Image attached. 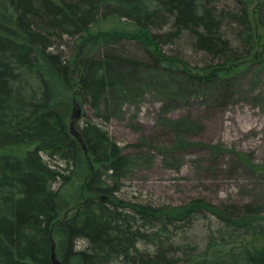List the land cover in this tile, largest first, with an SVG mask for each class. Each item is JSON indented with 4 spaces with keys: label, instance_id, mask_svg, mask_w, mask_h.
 Instances as JSON below:
<instances>
[{
    "label": "trees",
    "instance_id": "16d2710c",
    "mask_svg": "<svg viewBox=\"0 0 264 264\" xmlns=\"http://www.w3.org/2000/svg\"><path fill=\"white\" fill-rule=\"evenodd\" d=\"M253 1L0 0V264H56L52 244L58 264H264L261 207L124 199L128 160L109 131L69 123L122 89L116 62L202 83L264 63Z\"/></svg>",
    "mask_w": 264,
    "mask_h": 264
},
{
    "label": "rangeland",
    "instance_id": "374dc122",
    "mask_svg": "<svg viewBox=\"0 0 264 264\" xmlns=\"http://www.w3.org/2000/svg\"><path fill=\"white\" fill-rule=\"evenodd\" d=\"M259 2L253 1L250 17L257 52L263 54L264 30L255 22ZM114 71L125 79L122 89L85 114L75 106L69 123L77 128L86 117L109 131L128 160L121 197L174 207L200 199L253 204L264 214V175L232 153L264 166V63L251 64L229 83L192 82L124 62H116ZM180 140L219 145L231 153L213 154L204 145L166 149Z\"/></svg>",
    "mask_w": 264,
    "mask_h": 264
},
{
    "label": "water",
    "instance_id": "95a60500",
    "mask_svg": "<svg viewBox=\"0 0 264 264\" xmlns=\"http://www.w3.org/2000/svg\"><path fill=\"white\" fill-rule=\"evenodd\" d=\"M79 113V111L76 113V115ZM75 135H77V133H74ZM84 148V147H83ZM52 251H51V258L53 260L54 263L58 264V261L55 259V251H54V245L52 244L51 247Z\"/></svg>",
    "mask_w": 264,
    "mask_h": 264
}]
</instances>
